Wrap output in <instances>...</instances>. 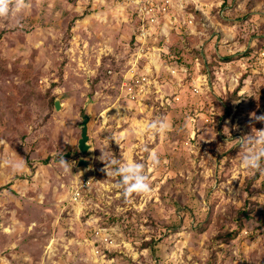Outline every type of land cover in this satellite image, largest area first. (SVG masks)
<instances>
[{"label":"rangeland","instance_id":"1","mask_svg":"<svg viewBox=\"0 0 264 264\" xmlns=\"http://www.w3.org/2000/svg\"><path fill=\"white\" fill-rule=\"evenodd\" d=\"M119 1L29 0L0 18V264H101L97 246L105 264H264V171L242 167L236 134L264 103V0H178L176 23L148 38L158 57L140 65L159 91L139 101L122 86L138 27ZM159 117L165 134H138ZM101 150L144 163L152 192L126 200ZM21 159L20 172L5 164ZM81 177L91 185L74 201Z\"/></svg>","mask_w":264,"mask_h":264},{"label":"built area","instance_id":"2","mask_svg":"<svg viewBox=\"0 0 264 264\" xmlns=\"http://www.w3.org/2000/svg\"><path fill=\"white\" fill-rule=\"evenodd\" d=\"M121 6H124L131 16L135 18V23L137 25V35L135 37V44L137 45L136 51L131 55L132 59L130 60V66L127 73L124 75L123 89L130 99L139 101L146 94H148L152 88L154 91L158 92L157 87L159 84L158 77L154 75L151 69H146L140 71L141 61L144 58L152 59L153 57H158V51L161 48H158L157 51L151 52L150 50L146 51L148 38L150 35L157 33L160 28L162 31L169 24L176 23L177 18H171V11L178 0H120ZM256 63L258 68L264 75V48H261L257 53H255ZM142 70V69H141ZM198 90V88H196ZM169 100V99H168ZM256 115L264 114V103L256 110L253 111ZM251 114V113H250ZM250 114L246 116V119L243 121V125L237 124L240 120V117L236 121V125L242 127L243 130L236 132L238 134V142L244 138L240 133L246 131L247 135L252 133V129L257 130L264 129V123L259 122H250ZM209 121V119H206ZM264 163V161H263ZM91 185V180L86 177H81L73 192V200L77 201L82 197V191ZM99 240L104 242L107 247L113 245L114 242L112 238L106 235L101 229L96 231ZM94 255L98 258L103 259L101 264L106 262V254L97 246L93 250Z\"/></svg>","mask_w":264,"mask_h":264},{"label":"clouds","instance_id":"3","mask_svg":"<svg viewBox=\"0 0 264 264\" xmlns=\"http://www.w3.org/2000/svg\"><path fill=\"white\" fill-rule=\"evenodd\" d=\"M30 7L29 0H0V18L16 19ZM250 122L264 123V114L256 115L251 113ZM170 127L171 125L166 117H159L144 124L138 134L143 135L148 132L155 137L165 134ZM108 139L114 140L117 145H120L122 137L113 135ZM239 142L244 150L241 159L242 167L247 170L264 171V168H262V161H264V129L257 130L253 128L252 133L242 138ZM144 150L149 153L148 160L151 164L154 167L158 166L160 163L158 154L147 146H145ZM101 152L102 155L99 160L104 163L102 171L106 173L108 178L119 177L115 187L122 190V196L126 200L131 198L133 194L147 196L152 192L149 177L145 174L144 163L122 162L115 155L108 156L105 151L101 150ZM5 164L13 172H20L24 167L22 159L6 161ZM58 164L65 172L71 171V163L66 161L63 155L59 156Z\"/></svg>","mask_w":264,"mask_h":264},{"label":"water","instance_id":"4","mask_svg":"<svg viewBox=\"0 0 264 264\" xmlns=\"http://www.w3.org/2000/svg\"><path fill=\"white\" fill-rule=\"evenodd\" d=\"M55 107L56 109L61 108L60 100L58 99L55 100ZM82 117H83V120L80 126L81 134H80V138L78 141V149L83 155H86L90 149L89 135H88V122H89L90 116L87 113H84ZM78 166L88 167V161L84 156L79 158Z\"/></svg>","mask_w":264,"mask_h":264},{"label":"trees","instance_id":"5","mask_svg":"<svg viewBox=\"0 0 264 264\" xmlns=\"http://www.w3.org/2000/svg\"><path fill=\"white\" fill-rule=\"evenodd\" d=\"M236 233H237V231L229 232V233L223 235V236H222V239H224V241H227V240L233 239L234 237H236Z\"/></svg>","mask_w":264,"mask_h":264}]
</instances>
